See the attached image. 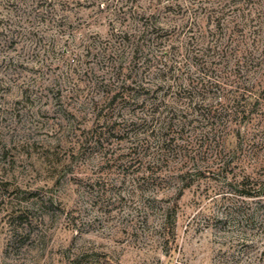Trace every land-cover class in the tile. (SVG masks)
I'll return each instance as SVG.
<instances>
[{
	"label": "rangeland",
	"instance_id": "rangeland-1",
	"mask_svg": "<svg viewBox=\"0 0 264 264\" xmlns=\"http://www.w3.org/2000/svg\"><path fill=\"white\" fill-rule=\"evenodd\" d=\"M5 1L0 0V264H264V198H243L229 185L233 178L264 173V101L260 118L229 127L226 166L219 167L208 164L211 156L199 148L205 125L181 112L186 105L174 99L175 86L158 92L173 106L177 143L198 152L190 154L197 161L190 176L172 165L136 170L146 143L134 150L125 132L105 134L98 146L83 145L92 131L104 129L90 103L109 53L125 64L130 59L129 51L117 54L126 44L113 33L133 29L136 13L162 11L166 1L14 0L15 7ZM125 12L133 17L123 21ZM160 23L167 29L183 20ZM13 28L17 40L10 45L2 32ZM162 39L156 48L147 43L140 61L151 66V78L172 82L182 57L194 54L187 53L191 46L182 34ZM263 75L264 64L249 76ZM208 97L214 95L205 104ZM119 107L130 139L147 130L145 108ZM155 140L147 142L154 146Z\"/></svg>",
	"mask_w": 264,
	"mask_h": 264
},
{
	"label": "trees",
	"instance_id": "trees-1",
	"mask_svg": "<svg viewBox=\"0 0 264 264\" xmlns=\"http://www.w3.org/2000/svg\"><path fill=\"white\" fill-rule=\"evenodd\" d=\"M164 1L167 5L162 11L156 7L148 13L138 12L132 19L135 22L133 29L113 33L120 45L126 44L123 48H116L117 54L123 55L129 51L130 59L125 64L121 56L115 58L112 52L109 53L106 72L90 103L97 110V117L103 121L104 129L92 131L91 136L83 139V145L98 146L103 144L105 134L111 132L119 137L116 132H125L123 134L127 135L134 150L140 147V143H146L142 157L151 159L145 163L137 155L136 170L144 169L147 172L159 170L163 165H172L179 166L176 167L178 171L186 168L185 175L190 176L197 162L195 155L190 154L198 152L192 150L188 143H177L174 136L177 127L171 123L175 117L173 106L165 101L164 96L159 99L158 92L163 89L165 93L172 92L175 86L174 99L183 100L181 104L186 105L184 109L180 107L181 112H191L195 115L193 121L205 125V131L199 134V148L211 156L208 164L226 166L224 144L229 127L252 123L262 115L260 106L264 101V75L261 80L250 76L258 73L264 64V56H260L264 55V6H256L261 0H188V5H181L178 0ZM5 2L15 7L14 0ZM174 9L177 11L174 12ZM161 14L164 17H160ZM130 17L133 15L125 12L122 19L126 21ZM176 17L183 20L180 26L162 27L160 20L167 19L171 24ZM2 33L6 37L5 42L10 45L16 43L17 31L14 28L5 29ZM175 33L187 37L186 45L191 46L187 53L194 55L182 57L183 62L178 63L176 68L178 73L173 71L170 75L174 78L172 82L171 78H159L157 81L147 74L151 66L140 61L142 55L146 54L145 46L150 43L153 48L159 47L163 37L169 39ZM231 60H234L233 69H229ZM163 75L165 72H162ZM219 91L222 94L217 95ZM209 93L214 98L208 97L209 103L205 104ZM125 105L146 109L142 119L149 126L139 134L142 135L141 139L137 133L133 134L131 140L128 135L130 131L123 123L125 120L119 119L121 113L118 107ZM185 115L182 113V116ZM130 122V125L134 124L132 120ZM182 130H178L181 135ZM239 135L238 129L236 137ZM150 137L157 140L154 146L147 142ZM247 144L244 143L245 146ZM143 164H147L145 168H141ZM211 170V166L205 167L203 172ZM261 174L258 179L250 175H243L240 180L233 178L229 180V185L243 198H264V173ZM180 178L185 180L184 175H180ZM150 179L154 181L156 178ZM160 228H166L165 224L162 223ZM73 263L76 264L77 260Z\"/></svg>",
	"mask_w": 264,
	"mask_h": 264
}]
</instances>
